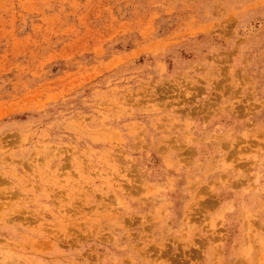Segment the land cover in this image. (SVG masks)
I'll list each match as a JSON object with an SVG mask.
<instances>
[{"label":"rangeland","instance_id":"374dc122","mask_svg":"<svg viewBox=\"0 0 264 264\" xmlns=\"http://www.w3.org/2000/svg\"><path fill=\"white\" fill-rule=\"evenodd\" d=\"M0 264H264V0H0Z\"/></svg>","mask_w":264,"mask_h":264},{"label":"bare ground","instance_id":"6f19581e","mask_svg":"<svg viewBox=\"0 0 264 264\" xmlns=\"http://www.w3.org/2000/svg\"><path fill=\"white\" fill-rule=\"evenodd\" d=\"M238 148V147H237Z\"/></svg>","mask_w":264,"mask_h":264}]
</instances>
